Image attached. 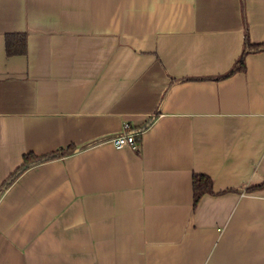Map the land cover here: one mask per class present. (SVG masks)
<instances>
[{
	"label": "crops",
	"instance_id": "crops-1",
	"mask_svg": "<svg viewBox=\"0 0 264 264\" xmlns=\"http://www.w3.org/2000/svg\"><path fill=\"white\" fill-rule=\"evenodd\" d=\"M245 31L264 0H0V185L71 147L3 190L0 264H264V51L215 78Z\"/></svg>",
	"mask_w": 264,
	"mask_h": 264
},
{
	"label": "trees",
	"instance_id": "trees-1",
	"mask_svg": "<svg viewBox=\"0 0 264 264\" xmlns=\"http://www.w3.org/2000/svg\"><path fill=\"white\" fill-rule=\"evenodd\" d=\"M5 49L7 54L22 53L26 49V38L23 33H7L5 35ZM264 51V42L253 43L249 39L247 31H245L243 39V47L241 53L239 54L236 61L233 63L232 67L221 75L215 76L216 79H221L232 75L237 71H243L245 69V57L251 52H261ZM153 117H150L146 122L144 128L152 121ZM71 150V147L60 148L46 155H35L34 153L28 152L23 154L21 164L3 181L0 185V195L3 190L9 186L24 170L29 166L47 161L53 158L63 156ZM264 187V180L262 183L249 186L246 188L248 191L255 189H260ZM192 190H193V207L197 204L200 197L205 193L212 192V182L211 179L204 174L195 173L192 176Z\"/></svg>",
	"mask_w": 264,
	"mask_h": 264
},
{
	"label": "built area",
	"instance_id": "built-area-1",
	"mask_svg": "<svg viewBox=\"0 0 264 264\" xmlns=\"http://www.w3.org/2000/svg\"><path fill=\"white\" fill-rule=\"evenodd\" d=\"M141 131L132 130L128 122L123 124L122 133L113 136L111 141L115 148H121L124 146L130 147L133 150L140 149Z\"/></svg>",
	"mask_w": 264,
	"mask_h": 264
}]
</instances>
